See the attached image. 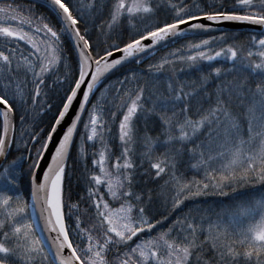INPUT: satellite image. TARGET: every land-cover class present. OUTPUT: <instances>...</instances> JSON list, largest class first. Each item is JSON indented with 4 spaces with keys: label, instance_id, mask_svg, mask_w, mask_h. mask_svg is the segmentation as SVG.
<instances>
[{
    "label": "snow or ice",
    "instance_id": "obj_1",
    "mask_svg": "<svg viewBox=\"0 0 264 264\" xmlns=\"http://www.w3.org/2000/svg\"><path fill=\"white\" fill-rule=\"evenodd\" d=\"M39 2L54 18L0 3V264H264V0H233L230 6L224 0ZM161 11L169 18L161 20ZM203 21L242 22L260 31L250 35L247 48L228 44L225 33L187 44L190 54L183 48L169 52L149 68L160 73L168 67L163 90L147 98L143 87L126 90L106 120L103 92L96 94L107 75L150 58L158 46L186 38L189 31L211 32ZM66 41L75 53L74 74ZM217 41L227 46L215 50ZM20 42L29 46L27 52ZM218 58L232 67L201 71L197 79L178 74L185 71L177 70L178 63L197 69ZM74 102L77 110L65 125ZM37 105L43 112L55 109L52 121L47 131L41 122L25 132L29 110L33 120L41 114ZM150 117L156 135L149 131ZM17 118L29 160L27 198L20 184L24 157L3 163L17 142ZM109 120L116 122L119 155L109 143ZM87 142L95 149L91 153ZM89 154L94 170L87 175L83 212L91 208L94 222L81 226L79 202L68 204L69 218L75 216L74 241L65 221L66 172L72 161L87 167ZM45 155L50 162L41 172ZM145 164L144 174L151 170L153 179L163 177L162 187L174 193L173 212L202 196L232 203L214 211V218L189 212L164 227L168 216L149 220L143 196L133 191L137 169ZM183 165L194 175L185 176Z\"/></svg>",
    "mask_w": 264,
    "mask_h": 264
},
{
    "label": "trees",
    "instance_id": "obj_2",
    "mask_svg": "<svg viewBox=\"0 0 264 264\" xmlns=\"http://www.w3.org/2000/svg\"><path fill=\"white\" fill-rule=\"evenodd\" d=\"M211 2V0H209ZM225 4L227 6H230L233 0H224ZM7 3H15L18 5H21L22 7L32 8L34 13L36 15H44L46 19L54 18V14L50 13V11L44 7L40 6V3L37 2H30V1H11ZM160 19H167L169 18V14L167 11H161L159 13ZM106 18V17H104ZM99 17H97V22H99ZM94 34L96 33V30L93 29ZM222 34H214L210 36H196L188 39H180L178 41H175L157 51H155L154 55H152L150 58H145L141 60L139 63L132 62L120 70L114 72L109 77L106 78L105 83L101 87V91L97 92V98L100 97L101 92H103L104 98H105V111H104V118L106 120L109 119L108 117V111L109 110H116L113 106L119 104L118 97H121L124 95L126 90H135L138 86L144 88V95L145 97H149L151 93L154 91V89H160L163 90L165 87V80L168 77L169 69L166 66L165 69L157 73L154 69L149 70L150 65L159 62L160 58L167 55L169 52L175 51L177 48H183L185 54H190L185 47L187 44L192 42H199L201 39H208L211 36H221ZM228 34V44H237V45H243L245 48L249 47V37L250 35L254 34V32H227ZM9 47H16L17 45L14 43H9ZM224 46L226 47L227 44H221V42L217 41L215 42L212 47L215 50H219V47ZM66 47V56H67V63L72 65V71L74 74V68H75V53L72 49V46L69 42L66 41L65 44ZM0 48H3V42L2 38H0ZM20 50L27 52L29 49V46L24 44V42L19 43ZM177 70L180 67H184L185 71L182 73H178L182 80H189V79H197L199 75L201 74V71L204 73L210 72L212 68L214 67H222V68H231L232 62L231 61H225L222 58H218L215 61L212 62H201L199 67L197 69H190L187 68L186 65L183 64H177ZM135 74L136 79H131L132 75ZM236 73L229 74L226 79H232V75H235ZM125 77H129L128 80H125ZM123 82L121 84L120 82ZM95 103V101H93ZM55 103H58L56 101ZM148 105L146 104V107ZM235 111H240V109L234 108ZM37 111H39L41 114L35 117V120L32 118V112L29 110L28 116H27V123L23 125V129L25 132L29 129V125H35L39 123H43L45 127V131H47V126L52 121L53 112L55 109H53V112H43V110L37 105ZM119 115V113H117ZM85 122H87V114L82 118ZM155 117H150L148 120L149 125V131L156 135L158 131V126L154 125ZM17 135H16V143L13 144V147L10 150V154L7 158V160L4 163H7L13 159H16L18 157H24L23 160L20 161L21 164V190L24 192L26 198L27 193L29 190V177L27 175V170L29 166V160L27 151L23 147L22 144L19 143L21 140L20 137V131H21V124L17 118ZM109 127L112 128V134L111 138L109 139V143L113 145V151L116 155H119V150L116 147L117 141L115 139L116 135V122L109 120ZM81 134H83V128L78 129ZM24 140L28 139V136L25 135L23 137ZM92 142H87L85 144V147L89 153L94 151L95 149L91 148L90 145ZM28 148L31 149L32 145L29 144ZM96 148H99V144L97 143ZM186 160L187 157H184ZM87 167L84 166V164L80 163L79 161H72L70 162V170L66 172V179H65V221L69 226L70 229V236L75 241V235L72 232V229L74 228V219L75 216L73 215L72 218H69L68 215V209L67 205L70 203H77L79 202L80 208H81V226H90L94 221L92 219V209L89 208L87 213L83 212V209L88 208V201H87V195H86V187H87V175L93 171V165H92V156L89 154L88 160H87ZM147 168V164L144 165L143 168L137 169V174L134 177V186L133 191L141 193L143 196V206L145 207V214L151 221H155L157 219H162L165 215L168 216V220L164 221V227H167L171 224V222L178 216H183L185 214H188L191 212L193 216H199L206 214L208 216H213L214 211H218L220 208L227 206L228 204L232 203V201L229 198L226 197H219V196H202L195 199H190L184 202V204L181 206L180 209H177L175 212L171 210V197L174 195L172 190L170 188H163L164 184V178L162 177L159 180L153 179V176L151 174V170H149V174L145 175V169ZM181 170L184 172V175L187 177H191L194 175V173L187 168L186 165L181 166ZM199 178V177H198ZM248 192H251V190H247ZM148 193L151 194V200H148ZM80 197H84V200H80ZM108 199V197H105ZM113 207H118L117 202H111ZM198 210H205L204 212H200ZM214 218V216H213ZM244 225L241 224L240 227H243ZM161 228V225L157 226V229L153 230L152 234H155V232ZM141 237H145V234H140Z\"/></svg>",
    "mask_w": 264,
    "mask_h": 264
},
{
    "label": "water",
    "instance_id": "obj_3",
    "mask_svg": "<svg viewBox=\"0 0 264 264\" xmlns=\"http://www.w3.org/2000/svg\"><path fill=\"white\" fill-rule=\"evenodd\" d=\"M3 1H8V0H0V2H3ZM33 1H38L39 2V0H33ZM203 23H205L206 25H210L211 28H212V31L208 32V33H203V34H198L196 32L189 31L187 33L186 38L191 37V36H195V35L216 34V33L228 32V31H254V32H258V33L260 31V28L258 26H252V25H248L247 23H242V22H222L220 24H216V23L211 22V21H203ZM171 42H173V41L166 42L164 45L169 44ZM160 47H162V46H158V48H160ZM115 55H116V57H119L120 54L116 53ZM128 63H130V62H128ZM128 63H126V64H128ZM126 64H124V65H126ZM124 65H122V66H124ZM122 66H118L117 69H119ZM117 69L113 70L112 72L116 71ZM111 73H109V74H111ZM79 99H80V97L78 96L77 97V102L79 101ZM77 102H74L73 109H72V111H70L69 116L66 118V120L64 122L65 125H67L69 120L72 118L73 113L76 112L77 106H78ZM55 143H56V138L54 137L53 144H55ZM51 151H52V149L50 148L49 149V153H51ZM49 162H50V156L49 155H45L44 161L41 164V172L43 170H46V165ZM41 172L37 173L38 178H41ZM40 228L41 229L43 228V222L42 221L40 222ZM47 235H48L47 232L43 233L44 237H47ZM52 235L54 236L55 233H53ZM65 254H67V250H65Z\"/></svg>",
    "mask_w": 264,
    "mask_h": 264
}]
</instances>
